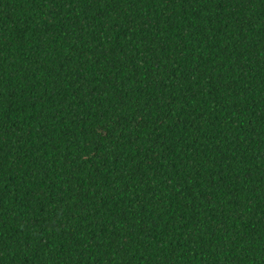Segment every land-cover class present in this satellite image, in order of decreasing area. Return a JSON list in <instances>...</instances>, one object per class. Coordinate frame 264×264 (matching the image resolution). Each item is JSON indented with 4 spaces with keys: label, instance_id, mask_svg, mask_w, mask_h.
Instances as JSON below:
<instances>
[{
    "label": "trees",
    "instance_id": "1",
    "mask_svg": "<svg viewBox=\"0 0 264 264\" xmlns=\"http://www.w3.org/2000/svg\"><path fill=\"white\" fill-rule=\"evenodd\" d=\"M0 264H264V0H0Z\"/></svg>",
    "mask_w": 264,
    "mask_h": 264
}]
</instances>
